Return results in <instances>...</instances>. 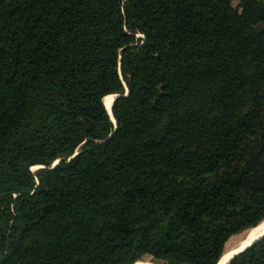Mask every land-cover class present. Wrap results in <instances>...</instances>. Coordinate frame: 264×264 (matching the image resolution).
<instances>
[{
    "label": "trees",
    "instance_id": "1",
    "mask_svg": "<svg viewBox=\"0 0 264 264\" xmlns=\"http://www.w3.org/2000/svg\"><path fill=\"white\" fill-rule=\"evenodd\" d=\"M263 221L264 0H0V264H218Z\"/></svg>",
    "mask_w": 264,
    "mask_h": 264
},
{
    "label": "bare ground",
    "instance_id": "2",
    "mask_svg": "<svg viewBox=\"0 0 264 264\" xmlns=\"http://www.w3.org/2000/svg\"><path fill=\"white\" fill-rule=\"evenodd\" d=\"M114 96L109 95L103 99V103H104V106H105L107 111H110L112 102L114 100ZM111 119H112V117H111ZM36 168H38V167L35 166L32 168V170H35ZM247 234H248L247 238L239 246H237L235 248H231V249L226 248V251H225L224 255L222 256V258L218 264H224L227 260H229L231 258L232 255H234L235 253L240 252L243 249L249 247L255 241H257L258 239L263 237L264 236V221L261 222L255 228L250 229ZM135 264H153V263H145L142 261H138Z\"/></svg>",
    "mask_w": 264,
    "mask_h": 264
},
{
    "label": "rangeland",
    "instance_id": "3",
    "mask_svg": "<svg viewBox=\"0 0 264 264\" xmlns=\"http://www.w3.org/2000/svg\"><path fill=\"white\" fill-rule=\"evenodd\" d=\"M37 169L38 168H36L35 170H37ZM247 233H248V231H246V232H244V233H242L240 235H237V236H234L233 238H231L229 240V242L227 243V249H231V248H235V247L239 246L247 238V235H248ZM142 262L152 263L149 260H142Z\"/></svg>",
    "mask_w": 264,
    "mask_h": 264
},
{
    "label": "water",
    "instance_id": "4",
    "mask_svg": "<svg viewBox=\"0 0 264 264\" xmlns=\"http://www.w3.org/2000/svg\"><path fill=\"white\" fill-rule=\"evenodd\" d=\"M119 96H120V95H118V94L115 95V96H114V99L117 98V97H119ZM113 101H114V100H113ZM112 103H113V102H112ZM111 106H112V105H111ZM107 112L109 113V115L112 117V120L114 121V118H113V116H112L111 108H110V111H107ZM56 163H58V161H56L55 164H56ZM243 250H244V249H243ZM243 250H242V251H243ZM240 252H241V251H240ZM240 252H237V253H235L234 255H232L231 258H230L229 260H227L224 264H229L230 260H231L235 255H237V254L240 253ZM220 260H221V259H220Z\"/></svg>",
    "mask_w": 264,
    "mask_h": 264
}]
</instances>
